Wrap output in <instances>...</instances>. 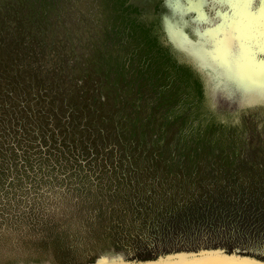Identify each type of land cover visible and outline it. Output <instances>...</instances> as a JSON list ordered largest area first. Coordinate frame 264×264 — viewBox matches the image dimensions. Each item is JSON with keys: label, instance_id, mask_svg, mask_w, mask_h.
<instances>
[{"label": "rangeland", "instance_id": "1", "mask_svg": "<svg viewBox=\"0 0 264 264\" xmlns=\"http://www.w3.org/2000/svg\"><path fill=\"white\" fill-rule=\"evenodd\" d=\"M6 3L40 18L45 49L33 65L41 79L31 67L16 92L0 85V264L208 254L264 264V68H226L209 48L221 15L247 20L242 10L228 0ZM253 7L259 28L264 3ZM236 28L247 44L248 28ZM56 66L65 101L42 90ZM75 93L108 118L88 140L78 123L54 129Z\"/></svg>", "mask_w": 264, "mask_h": 264}, {"label": "trees", "instance_id": "2", "mask_svg": "<svg viewBox=\"0 0 264 264\" xmlns=\"http://www.w3.org/2000/svg\"><path fill=\"white\" fill-rule=\"evenodd\" d=\"M2 8L4 13H2ZM2 8L0 9V85H3V82L6 81L12 86L13 91L16 92V89L20 84L18 78H20V74L23 73V70L25 68L26 71H28L27 68L34 67L36 74H38L37 77L41 79V67L33 65L39 64L38 61L40 59H43L44 57V35L42 33V30H39L40 27L38 26V24H40V21L38 20H40V18L38 16H32L30 12L29 15H19L20 11H18L19 14L16 13V9L13 8L10 3H6ZM8 15H10L11 17ZM24 25L30 26L31 29H29V27L24 28ZM19 51H21L20 57L16 56ZM42 53L43 56H41ZM27 60L29 61L25 63V61ZM56 68L58 69L57 66L52 69L55 75L51 77L48 82L46 80H42L46 84L45 87H42V90L44 92L46 91L52 94V96L54 97H59L64 93H55V89L57 87L56 82L58 81V79L53 78H56L57 76ZM18 71L21 72L17 73ZM25 79L27 80L26 74ZM65 93L72 94L69 93V89H66ZM63 96L64 97L62 99L65 101L66 95ZM80 96L76 95L75 93L74 96H71V100L73 101L65 104L63 107L62 104L59 103L60 109L61 107L63 108V110L61 109L63 116L62 118H60V121H54V129H57L58 127H62L64 125L63 128L72 130L74 129L73 122L78 123L79 126L77 127L79 128V131L83 130L82 133H84L81 138L83 136H87L88 140L89 138H91V134L89 133L96 129H99L98 125L106 122L108 118L105 117L104 119H98L99 113L91 108L92 106L90 105L88 96H84L82 99H80ZM83 100L84 102L81 103V101ZM5 110H7V108H5ZM76 110L80 112V116H84V121H86L87 118L89 119L87 122L89 127L87 126V124H82L81 117L73 116ZM65 114H67V117L65 116ZM0 118H2L4 122H6V125L7 121L4 119L6 117H4V115H0ZM71 118H73L74 120ZM1 124L2 122H0V127Z\"/></svg>", "mask_w": 264, "mask_h": 264}, {"label": "snow or ice", "instance_id": "3", "mask_svg": "<svg viewBox=\"0 0 264 264\" xmlns=\"http://www.w3.org/2000/svg\"><path fill=\"white\" fill-rule=\"evenodd\" d=\"M261 2L264 3V0ZM228 3L233 8L241 9L243 16L248 19L242 20L240 17L230 19L229 13L222 14L220 23L216 25L220 31L209 43L210 51L226 68L237 64L242 59H246L254 69L264 68V62L258 59L261 54H264V24L257 28L251 22L253 18L261 15V10L253 7V0H228ZM241 24L245 25L251 34V39L247 44H244L237 35L236 26ZM260 76L261 71H252L247 77V86H256ZM218 264H250V260L247 257L234 255L231 259L220 261Z\"/></svg>", "mask_w": 264, "mask_h": 264}, {"label": "water", "instance_id": "4", "mask_svg": "<svg viewBox=\"0 0 264 264\" xmlns=\"http://www.w3.org/2000/svg\"><path fill=\"white\" fill-rule=\"evenodd\" d=\"M232 255L208 254L191 260H180L173 263H154V264H218L220 261L231 259Z\"/></svg>", "mask_w": 264, "mask_h": 264}, {"label": "crops", "instance_id": "5", "mask_svg": "<svg viewBox=\"0 0 264 264\" xmlns=\"http://www.w3.org/2000/svg\"><path fill=\"white\" fill-rule=\"evenodd\" d=\"M252 71H248V74H250ZM249 76V75H248Z\"/></svg>", "mask_w": 264, "mask_h": 264}, {"label": "bare ground", "instance_id": "6", "mask_svg": "<svg viewBox=\"0 0 264 264\" xmlns=\"http://www.w3.org/2000/svg\"><path fill=\"white\" fill-rule=\"evenodd\" d=\"M264 11V10H263ZM248 74V73H247ZM249 75V74H248Z\"/></svg>", "mask_w": 264, "mask_h": 264}]
</instances>
